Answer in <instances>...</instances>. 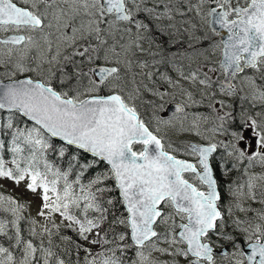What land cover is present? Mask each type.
Masks as SVG:
<instances>
[{
	"label": "snow or ice",
	"instance_id": "1",
	"mask_svg": "<svg viewBox=\"0 0 264 264\" xmlns=\"http://www.w3.org/2000/svg\"><path fill=\"white\" fill-rule=\"evenodd\" d=\"M154 3L159 7L161 0H154ZM60 4L66 7H60ZM145 4L146 0H0V32L14 33L0 39V64H13L15 69L5 74L6 80L0 79V129H14L9 149L14 167H7V162L0 156V179H10L17 185L27 180L26 189L33 194L40 193L42 203L38 216L49 219L58 215L69 227L76 226L73 230L81 239L90 245L101 246L103 250L90 260L86 258L85 264H124L122 255L129 248L135 249L137 257L132 264H160L151 261L145 249L169 256L171 264H181V260L184 264H217L213 236L230 242L236 249L231 254L221 253L228 259V264H264V223L241 229L249 254L240 250L234 236L222 230L227 227V222L219 203L222 197L218 181L210 164V157L218 151V143L185 145L187 154L197 157L196 163L178 158L175 153L179 149L161 134L160 125L170 121L154 117L153 127L151 121L142 118L135 103L138 90L125 94L120 85L123 79L120 53L115 47L105 50L108 44L105 37L122 33L130 39V44L120 45L122 49L145 51L142 44L147 37L143 32L148 25L137 19L141 13H148L153 19H172L174 14L194 13L192 27L200 33V39L208 43V48L201 53L204 62L184 79L191 80L198 88L203 86V94L211 101L215 99L210 93L216 82L210 74L221 73L220 91L230 95L234 91L231 80L245 69L264 73V0H167L162 12L149 9ZM84 18H87L86 23ZM77 19L81 21L79 27L75 26ZM53 27L58 41L62 38L65 44L71 45L77 42L79 34V39L87 43L83 50L74 48L63 58L74 64L73 57H86L88 65H95L88 72L75 73L78 79L87 78L86 86L61 91L53 82L56 72L52 68L44 71L38 64L33 69L25 63L30 49L37 46V37L43 39L51 51L49 37L53 33L49 30ZM69 28L71 36L65 33ZM133 28L137 30L136 39H131ZM90 38H95L98 43L93 44ZM14 53L18 54L15 59ZM101 53L106 63L114 62L116 66L97 65ZM109 53L115 61L109 58ZM59 55L57 51V55L48 58L47 62L59 63ZM141 66L147 67V63ZM76 67L82 69L83 63ZM31 71H37L39 78H15L17 73ZM61 74L71 79L63 70ZM168 82L173 83L170 79ZM61 85L65 86L66 81H61ZM104 88L110 89L108 94H100ZM157 95L163 99L166 93ZM186 95L192 99L191 92ZM260 98L264 99V92L260 93ZM221 106H224L222 102ZM176 111L183 112L184 106L177 105ZM5 113L6 120L3 119ZM230 115L219 116L220 127L213 131L222 130ZM16 116L27 118L31 127H16L13 119ZM243 129L232 132L233 142L225 147L230 148L237 159L246 157L251 164L258 158L264 164V121L258 123L246 118ZM248 129L252 130L259 148L251 155L238 147ZM50 138H59L67 146L91 153L93 163L95 158L106 161L107 172L92 179L87 192L80 186V176H77L74 183L80 186L81 193L77 195L73 182L68 179L70 172L61 171L45 158V152L53 149ZM22 144L27 147V155H23ZM5 147V142L0 140V152ZM64 151L61 147V156ZM91 166L87 162L81 165L80 175ZM185 174L190 175L186 178ZM106 180L115 181L126 216L112 215L109 208L99 202L97 193L103 194L107 190L99 185ZM247 186L248 195L255 199L252 178ZM105 203L114 207L111 199ZM5 205L9 207L5 208ZM24 208L25 205L18 204L14 198L0 194V211H10L15 217L10 221L15 237L8 234L2 220L0 235L9 241L14 239L15 247L23 245L18 264H65L52 250L50 239L48 247L43 242L38 246L31 240H23L19 221L23 219L20 213ZM81 208L82 217L74 212ZM89 209H94L98 215L89 218ZM261 219L264 220V213H261ZM31 223L34 225L35 220ZM234 223L239 227L243 222ZM117 226H123V230L116 232ZM53 227L59 226L53 223ZM43 233L51 236V230L46 226ZM31 234L38 235L35 228L31 229ZM161 243L167 247H159ZM109 244L113 247L104 248ZM84 251L92 255L90 248L85 247ZM0 264H17L12 251L3 245H0Z\"/></svg>",
	"mask_w": 264,
	"mask_h": 264
},
{
	"label": "rangeland",
	"instance_id": "2",
	"mask_svg": "<svg viewBox=\"0 0 264 264\" xmlns=\"http://www.w3.org/2000/svg\"><path fill=\"white\" fill-rule=\"evenodd\" d=\"M166 2L167 0H161L160 6L157 7L154 3V0H146L145 6L149 9L155 8L157 12H162L163 4ZM173 2H175V0H173ZM60 7L66 6L60 4ZM186 10L187 5H185V11ZM140 18H142L144 23H148V28L143 32V34L147 37V40L152 39V37L150 36L151 30L153 31V34H161L159 30L155 29V23L151 22L148 17L144 15V13H141L137 17V19L139 20ZM86 19L87 18H84L85 23ZM80 23H76L75 26L79 27ZM171 23L172 25L169 26V28L171 29H167V31L173 36L178 39L182 37L185 40L186 33L190 36V41L184 44V46L179 49V53H182L185 50H190L192 48H188L189 44L192 42V37H194L195 39L196 51L204 48L205 46H208V43L206 41L200 39V33L196 32L192 27V25L195 23V18H193L191 15L180 16L178 20L175 18L171 21ZM49 31L53 33V36L49 37V39L52 41L51 51L48 50V45L41 43V41L37 37V46H34L30 49V55L28 56L29 59H36L37 65H41L42 70L44 71L52 68L56 72V77L54 78L55 82L59 85H61V81H66L68 89L69 87L74 89L77 87L82 88L86 86L88 84L87 78H82L83 80L78 79L75 73L81 70L84 72H88L89 68L94 67V65H88L86 57H73V60L75 62L74 64H69L63 58L69 56L74 48L83 50L84 47L88 46L87 43L81 40V43L79 45H76L77 42L71 45L65 44L62 38L59 41L57 40L56 37L58 34L56 33L55 27H53ZM65 33L68 36H71V29H66ZM31 35L37 36L36 33H31ZM121 36H123V39H121ZM166 38L167 40H169L172 38V36L170 35ZM90 39L93 44L98 43L95 38ZM105 39H107L108 41V44L105 46L106 51L109 48L115 47V51L120 53L119 67L121 68V76L123 77L120 85L123 88L124 93L128 94L138 90V98L135 103L138 106L142 118L146 121H151L153 127H155L154 117H160L163 120L170 121V123L168 124L160 125L161 134L164 135L165 140L167 142H170L174 148L179 149V151L175 153L177 156H182L185 158H189V156H191L187 154L184 147L190 142H195L199 145H207L209 142L218 143V153L215 154V162L212 163L219 170V173L216 172L215 176L218 181V189L220 188L222 193L223 204H226L227 209L225 219L227 222V227L222 228V230L234 236L236 243L240 245V250L243 251L242 242L247 244V241L245 239V234L241 231V229L254 228L256 224L264 223V220L261 219V213H264V164H262L258 160V158L253 160L251 164H249L246 157L243 159H237L231 153V149L225 147V145L231 144L233 142L231 135L232 132L244 130L243 121L246 118L250 117L252 119H255L258 123L264 121V107H259L260 109H262V114L260 111H256L254 113L252 111H247L253 110L251 104H262L264 103V99L260 98V94L252 95L249 94L247 90H243L246 87V84L256 85L259 82L264 81V79L260 80L258 79V76L255 75H252L250 78H238L233 82V93L230 95H225L220 91L219 81L222 80V76L221 73L217 71L215 74H210L212 75L213 81L216 82L214 89L210 93V95L215 96V99L210 101L208 96L199 93L200 88H198L196 84H193L192 81L190 86H188L189 83L187 82H183L181 84L178 81L181 79V81H183L185 79L182 77H179L180 79H178L174 74L171 73V70L173 69L177 73L183 69H189L182 67V65L179 64V61L173 62L171 59H169L166 53L162 52L160 50L161 47H158L156 43H154L157 46L156 48L149 47L143 52L139 51L138 48H127V50L125 51L120 47V45L130 44V39L127 35L121 33L114 37H105ZM131 39H136V37L131 36ZM78 40H80L79 34L77 37V41ZM162 41L164 42L165 40ZM41 46H45V48L42 49ZM57 51H59L60 53L59 57H57L59 63L53 62V64H49L47 62L48 58L56 56ZM41 53H43L42 56ZM16 55L18 54L14 53V59ZM6 58L7 57H5V59ZM109 58L113 61H115L116 59L111 55V53H109ZM198 58L199 57L195 56V58L193 59L197 60ZM125 61H128L129 63H125ZM145 62L147 63V67H142L141 65ZM82 63V69L76 67V65H80ZM99 63H106L103 53H101L100 59L96 61V64ZM160 63H162V65ZM26 64L29 66L28 63ZM107 64L116 66L114 62L106 63V65ZM166 64L169 67L168 70H165ZM201 64L202 63L194 66V68L199 67ZM37 65L30 67L36 69ZM162 67L164 68L163 70L167 72L166 73L163 71L165 75L157 73V70H161ZM0 70H6L7 73L15 71L13 64H0ZM61 70L69 74L71 76V79H67L66 76L62 75ZM204 70L207 71V69ZM191 71H193V68L191 69ZM147 73H151L152 75L148 76L146 75ZM255 73L264 78V73H261L257 70L255 71ZM22 75L38 78L37 71L16 74V76ZM89 75H91V73H89ZM165 77H167L168 79H165ZM169 79L173 83H169ZM226 86L227 85L225 84V87ZM62 89V91H66L64 88ZM182 89L184 90L183 92L181 91ZM257 89L260 90L261 86H257ZM241 90L243 91L241 92ZM109 91L110 89L104 88L100 94H108ZM187 92L192 93L191 100L186 95ZM157 93H166V95L163 97V99H161V97L157 95ZM173 102L181 103L184 106V111H176L169 114L168 107ZM221 102L224 105L223 107L221 106ZM246 106L248 108L243 113L241 109H244ZM224 113H230L231 115L230 117H226L223 129L219 131H213V129H218L220 127L221 121L218 117L224 115ZM255 139L256 137L254 136L252 130L248 129L245 131L244 141L239 144L238 147L244 150L248 155H251L253 152L259 150L258 146L255 144ZM233 159H235L236 161H233ZM240 161L243 162L242 164L244 165V175L239 171H237V174L235 173V168L239 166ZM250 178H252V183L254 185L252 191L255 193V199H252L248 195L249 189L247 185ZM26 183L27 180L22 181L19 185H17L10 179H0V194H3L6 197L10 196L14 198L18 202V204L25 205V208L20 213L23 219L19 221V227L23 240H31L35 245L38 246L41 244V242H43V245L45 247H48L49 239L54 237L56 240V244H58L57 248L62 253V256L65 253L64 251H66L63 247L68 246V241H70L71 239L66 235H59L57 231L59 229H62L61 226L69 227L68 222L63 221L62 218H60L58 215L53 216L49 219L38 216L37 212L42 203L40 200V193L37 192L33 194L29 192L26 189ZM233 192H235L236 194L233 195ZM76 194L81 195L80 192H76ZM4 207L8 208L9 205H5ZM89 211H91V209H89ZM2 212L3 214H0V220L4 221L7 225V228L10 229L9 235L15 237V229L10 223V221L15 219V217L10 211ZM33 220H35L34 225L31 223V221ZM235 221H242L243 223H241L240 226L237 227V225L234 223ZM53 223H55L59 227H53ZM45 226L49 228L51 232L54 231V233H51L50 237L47 234L44 235L43 233V228ZM72 227L75 228L76 226L73 225ZM32 228H35L38 235L33 236L31 234ZM212 239H216L223 243L226 242V244H223L221 249L227 248V253L231 254L236 251V249L230 242L226 240L222 241V239L217 236H213ZM14 244V239L12 241H9L4 236L0 235V245L9 248L10 251H12L13 256L18 264V262L22 259L23 245H21L20 247H15ZM60 245H62V247H60ZM75 245L78 252L83 257L81 259H78L79 263L80 261H83L82 264H85L86 258L90 260L93 256H95L97 252H99V248L97 247H94L91 250L92 255H88L85 251H80L82 250V247L80 246L82 245V242L80 239L76 241ZM158 246L167 247V245L163 243L159 244ZM51 247L55 253L57 252V256L64 261L69 257L68 256L66 259L64 257H61L59 251H55L56 246L52 243ZM71 250L66 251L65 254L69 255L71 253ZM145 254L149 255L151 261H159L160 264H171V258L167 255H161L160 253L152 251L150 249H145ZM216 260L217 264H228V259L223 257L221 253L217 255ZM65 264H72V262L69 259L67 260V262L65 261ZM181 264H184L182 260Z\"/></svg>",
	"mask_w": 264,
	"mask_h": 264
},
{
	"label": "trees",
	"instance_id": "3",
	"mask_svg": "<svg viewBox=\"0 0 264 264\" xmlns=\"http://www.w3.org/2000/svg\"><path fill=\"white\" fill-rule=\"evenodd\" d=\"M100 62V61H99ZM7 114H3V119L6 120ZM15 122V126L19 128H25V127H31V122L28 121L27 119L16 116L13 118ZM14 129H0V140L5 142V149L0 152V156H3L4 160L7 162V167H14V165L11 164L12 160V152L9 150L11 146V140H12V132ZM50 143L53 145V149H49L45 152V158L53 164L56 168H59L61 171H69V181L73 182V187L76 189V192H80V186H83L85 192H87L90 188V181L94 179L95 177L101 175L102 173H106L108 169V165L105 162L99 161L98 158H95V163H93V156L90 155L89 153H85L82 150L77 149L74 146H67L65 143H63L61 140L50 138ZM21 147L25 148V152L23 155H27V147L25 145H21ZM61 147H64V155H60V149ZM76 157L77 159H73ZM85 162L91 164L92 166L90 168H87L83 170V175L81 176V165L85 164ZM77 176H80V186H77L74 182L77 179ZM99 187H105L107 190L103 192V194L97 193L99 196V202L102 204L104 207H108L111 214L116 216V217H124L126 216V210L123 207V205L119 202L120 197H119V192L118 189L115 187V181L114 180H106L104 184L99 185ZM92 190H95V186L92 187ZM80 195V194H79ZM113 200L114 201V207L107 205L105 202L107 200ZM83 201H81V205H83ZM75 214L79 216H83V211L81 209H75ZM0 214H3L2 211H0ZM87 215L89 218H94L96 215H98L94 209H91V211L88 210ZM62 229H59L57 233L59 235H66L68 236L71 240L68 241L69 244L68 246H64L66 251L71 250V253L69 255H66L65 253L61 256V252L57 248L56 240L54 237L50 238L51 242L53 245L56 246L55 251H59L60 256L64 257L67 262V260H71L72 264H82L83 261H78V259L83 258L81 254L78 252L77 247L75 245L76 241L78 239L81 240L82 245V250L84 251V248H90L91 250L94 247L99 248V251H102L103 249L99 245H90L83 239H81L77 232L73 230V227H66V226H61ZM107 229V226L105 225V230ZM123 229V226H117L115 228L116 232H120ZM8 234H10V229H6ZM51 233H54L52 231ZM46 233H44L45 235ZM3 236V235H2ZM6 239H8L6 236H4ZM59 247V246H58ZM62 247V245H60ZM113 245H104V248H111ZM57 253V252H56ZM94 254V253H93ZM117 255H120L118 252ZM122 259L124 261V264H132L133 260H136V254H135V249L129 248L127 249L123 255Z\"/></svg>",
	"mask_w": 264,
	"mask_h": 264
},
{
	"label": "flooded vegetation",
	"instance_id": "4",
	"mask_svg": "<svg viewBox=\"0 0 264 264\" xmlns=\"http://www.w3.org/2000/svg\"><path fill=\"white\" fill-rule=\"evenodd\" d=\"M144 15L147 16L148 19L151 22H154L155 23V29L159 30L161 34H159V33L158 34H153V31L151 30L150 31V36L152 37V39H149L150 41L147 40V39H145L143 41V45H142L143 48L144 49H147L149 47L150 48H156L157 46L154 44V43H156L158 45V47H161L160 50L162 52L166 53V55H167V57L169 59H171L173 62H178L179 61L180 62L179 64L182 65V67L188 68L189 70L183 69V70H181V71H179L177 73L173 69L171 70V73L174 74L178 79H180L179 77L184 78V76H186V75L189 74V71L191 72V69L192 68H193V71L196 69V68L194 69V66L199 65L200 63H203L204 62V57L201 55V53H204L208 46H205L204 48H201V49H199V50L196 51L195 50V47H196V45H195V39H194V37H192L191 38V41L192 42L188 46V48L189 47H192V48L190 50H185L184 52L179 53V49L182 48L184 46V44H186V43H188L190 41V36L186 33L185 34L186 40L183 39V38H179L178 39V38H176L175 36H173L171 33H169L167 31V29H171V28H169V26L172 25L171 21L174 20L175 18L178 20L181 15L174 14V16H173L172 19H168L167 17H161L160 19H153L151 16H149V14H145L144 13ZM186 15H188V16L191 15L193 18H195V14L194 13H188ZM186 15H184V16H186ZM140 21H143L142 18H140ZM76 23H80V19H77V21L75 22V24ZM13 34L14 33H12V32H8V33H3L2 32V33H0V39L5 38V37L10 36V35H13ZM170 35L172 36V38L169 39V40H167L166 37H168ZM132 36H135L136 37V30L134 28L132 30ZM38 38L41 41V43H44L46 45V43L44 42L43 39H41L40 37H38ZM162 40H165V41L163 42ZM80 43H81V40H78L77 43H76V45H79ZM41 48L44 49L45 46H41ZM134 49H136V48H134ZM29 53H28V56L30 55ZM38 55H39V53H38ZM28 56H27V58L25 60V63H28L29 66H35V65H37V60L36 59L31 60V59H29ZM195 56H197L199 58L197 60H194L193 58H195ZM160 64L162 65V63H160ZM163 69L164 68L162 67L161 70H158V72H163L164 71ZM165 70H168V65L167 64L165 66ZM255 71H256L255 69H245L244 72L239 73L235 78H233L232 84L238 78H241V77L250 78L252 75L258 76V79L263 80L264 78L261 77L259 74L255 73ZM6 73H7L6 70H0V78L6 80V76H5ZM21 77H26V75L16 76L15 78H21ZM38 78H39V76H38ZM181 80H178L181 84L183 82H187V83H189L188 86L191 85V80H189V81H187V80L181 81ZM53 82L55 83V79H54ZM82 83H83V81H82ZM55 84L57 85V88L59 90H61V91L63 90L62 88H64L66 91L69 90L68 87H67V85L64 87V86L59 85L58 83H55ZM257 86H261V89L258 90L257 89ZM199 88H200L199 89V93H202V95H203V92H204L203 87L200 86ZM243 90H247L249 92V94H252V95H255V94L256 95H259L261 92H264V81H261V82H259L256 85L246 84V87ZM243 90H241V92ZM227 102H228V99H227ZM175 104L176 105H182L179 102H173L168 108L170 109ZM251 106H252V109L253 110H247V111H252L253 113L256 112V111H260L261 114H262V110L259 107H264V103H262V104H253V105L251 104ZM247 108L248 107L246 106L244 109H241L242 112L244 113V111ZM169 114H170V112H169ZM244 118H246V117H244ZM203 145H206V144H203ZM217 153H218V151L216 153H214L213 156L210 157V163H211V165L213 167V170H214V176H215L216 172L219 173L218 168L215 167L213 165V163H212V162H215V157H216L215 154H217ZM178 158L188 159V160L193 161L194 163L197 162V157H195V156H189V158H185V157H182V156H178ZM233 161H236V160L233 159ZM242 163L243 162L240 161L239 166L235 168V173L236 174H237V171H239L241 174L244 175V170H243L244 165ZM189 175L190 174H185L186 178ZM219 193H220V195L222 197V193H221L220 188H219ZM219 203L221 205V210H222V212L224 214V217L226 219V213H227L226 204H223V199H221V201ZM212 242L215 245V249L214 250H215V253H216V258H217V255L218 254H220L222 252H225V251L227 252V248L221 249V247L223 246V244H226V242L223 243V242H220V241H218L216 239H212ZM243 243L244 242H242V244Z\"/></svg>",
	"mask_w": 264,
	"mask_h": 264
},
{
	"label": "water",
	"instance_id": "5",
	"mask_svg": "<svg viewBox=\"0 0 264 264\" xmlns=\"http://www.w3.org/2000/svg\"><path fill=\"white\" fill-rule=\"evenodd\" d=\"M98 65H100V66H106V67H112V65H106V64H98ZM23 78H25V77H21V78H19V79H23ZM1 79V78H0ZM233 80V79H232ZM232 80H231V83H232ZM227 84V83H226ZM176 104L175 105H173L170 109H169V112L170 113H173V112H176ZM27 119V118H26ZM55 139H58V140H60L59 138H55ZM63 142V141H62ZM191 144H196V143H191ZM201 146H206V145H201ZM75 147V146H74ZM90 155H91V153H89ZM189 161V160H188ZM106 162V161H105ZM190 162H192V161H190ZM107 163V162H106ZM192 163H194V162H192ZM211 164V163H210ZM212 166V165H211ZM215 177V176H214ZM215 179H216V177H215ZM119 191V190H118ZM218 191H219V189H218ZM243 251L246 253V254H249L250 253V249H248L247 248V245H243Z\"/></svg>",
	"mask_w": 264,
	"mask_h": 264
},
{
	"label": "bare ground",
	"instance_id": "6",
	"mask_svg": "<svg viewBox=\"0 0 264 264\" xmlns=\"http://www.w3.org/2000/svg\"><path fill=\"white\" fill-rule=\"evenodd\" d=\"M147 24H148V23H147ZM183 32H184V31H183ZM181 38H182V37H181ZM95 44H96V43H95ZM198 44H199V43H198ZM198 48H199V47H198ZM155 56H156V55H155ZM183 62H184V61H183ZM184 63H185V62H184ZM65 66H66V65H65ZM151 66H152V65H151ZM168 68H169V67H168ZM194 69H195V68H194ZM155 70H156V69H155ZM64 72H65V71H64ZM153 72H154V71H153ZM164 72H166V71H164ZM164 72H158V70H157V73H158V74L161 73V75H165ZM155 73H156V72H155ZM166 73H167V72H166ZM158 74H157V75H158ZM161 75H159V76H161ZM155 76H156V75H155ZM82 80H83V79H82ZM55 83H56V82H55ZM201 90H202V89H201ZM188 109H189V108H188ZM261 110H262V109H261ZM263 110H264V109H263ZM227 170H228V169H227ZM226 173H227V172H226ZM231 173H232V172H231ZM238 175H239V174H238ZM226 176H227V175H226ZM224 177H225V176H224ZM232 178H233V177H232ZM225 180H226V179H225ZM232 181H233V180H232ZM229 182H230V181H229ZM243 245H247V244H246V243H243V244H242V247H243Z\"/></svg>",
	"mask_w": 264,
	"mask_h": 264
}]
</instances>
